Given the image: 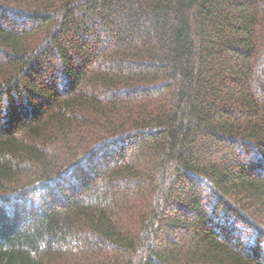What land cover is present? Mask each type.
Instances as JSON below:
<instances>
[{"label": "trees", "instance_id": "trees-1", "mask_svg": "<svg viewBox=\"0 0 264 264\" xmlns=\"http://www.w3.org/2000/svg\"><path fill=\"white\" fill-rule=\"evenodd\" d=\"M0 264H264V0H0Z\"/></svg>", "mask_w": 264, "mask_h": 264}]
</instances>
